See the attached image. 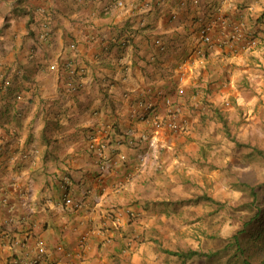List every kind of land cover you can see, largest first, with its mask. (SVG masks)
Here are the masks:
<instances>
[{
    "label": "crops",
    "instance_id": "obj_1",
    "mask_svg": "<svg viewBox=\"0 0 264 264\" xmlns=\"http://www.w3.org/2000/svg\"><path fill=\"white\" fill-rule=\"evenodd\" d=\"M240 1L0 0V264L144 263L133 232L176 204L220 94L242 97L227 65L262 53L227 43L262 28L264 0ZM178 108L184 130L155 124Z\"/></svg>",
    "mask_w": 264,
    "mask_h": 264
},
{
    "label": "rangeland",
    "instance_id": "obj_2",
    "mask_svg": "<svg viewBox=\"0 0 264 264\" xmlns=\"http://www.w3.org/2000/svg\"><path fill=\"white\" fill-rule=\"evenodd\" d=\"M241 2L238 0V4L243 6ZM260 18H264V8L260 10ZM241 30L245 33L243 28ZM256 31L263 33L264 23ZM263 46L264 39L254 49L260 48L261 55H250V60L256 59L254 65L246 61V55L240 58L242 61L239 64L227 65V72L235 77V86L242 97H222L221 93L219 109L211 110L207 116L210 123L199 128L193 126L195 136L188 135L191 146L187 152L193 155L190 162L181 160V174L176 175V204L167 207L160 215L162 218L151 221L150 226L149 220L139 222L141 227L133 232L139 236L132 237V240L134 238V242L147 246L142 253L143 264H177L175 259L160 251V245L166 250H216L233 237L248 216L253 214L254 209L249 204L251 198L238 184L257 185L264 182V156L257 152L259 150L264 154ZM241 49L239 46L233 50L237 53ZM248 63L252 67L251 80L247 79ZM245 81L262 89L259 98L249 93ZM226 88L225 95L233 90L230 85ZM255 103L256 108H253ZM205 132L210 137L202 138ZM145 226L151 230L144 229ZM147 252L154 257H147ZM187 264L210 263L194 259Z\"/></svg>",
    "mask_w": 264,
    "mask_h": 264
},
{
    "label": "trees",
    "instance_id": "obj_3",
    "mask_svg": "<svg viewBox=\"0 0 264 264\" xmlns=\"http://www.w3.org/2000/svg\"><path fill=\"white\" fill-rule=\"evenodd\" d=\"M257 31L254 34H258ZM257 152L264 156L263 152ZM238 185L249 194L254 212L222 247L204 252L193 248L166 250L160 245V251L175 259L177 264H187L194 259H204L210 264H264V182Z\"/></svg>",
    "mask_w": 264,
    "mask_h": 264
},
{
    "label": "built area",
    "instance_id": "obj_4",
    "mask_svg": "<svg viewBox=\"0 0 264 264\" xmlns=\"http://www.w3.org/2000/svg\"><path fill=\"white\" fill-rule=\"evenodd\" d=\"M209 32H210V27L208 26H206L202 30V35L206 42H209L211 40ZM255 38H258L259 41L262 42V40L264 39V32H263V36H261V34L259 33L258 36L256 35L254 36V38L247 39L245 33L238 26L232 29V34H230V36L228 37L227 43L230 47H234L236 46V44H239L241 42L242 46H245V48L247 49V48H252V46H256L260 44V42H258ZM4 85L6 87H9L12 85V82L10 81V79H6L4 81ZM17 98L21 100L22 95L21 94L17 95ZM179 112H180V109L178 108L176 111L170 112L168 118H165L163 121H157L155 124L158 127L167 126L173 132H180L185 129L186 123L182 121V119L179 118ZM101 149H102L101 147L98 148L99 151ZM47 249L48 248L44 240H38L37 242V250H38L37 259L38 260H40L41 258H43L44 255L47 254ZM57 249L61 251L63 250V247L58 246Z\"/></svg>",
    "mask_w": 264,
    "mask_h": 264
}]
</instances>
